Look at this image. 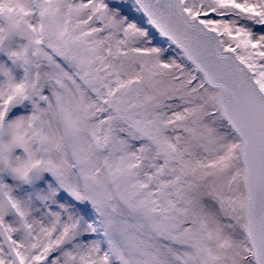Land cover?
Here are the masks:
<instances>
[{
	"label": "snow or ice",
	"instance_id": "6c2138e0",
	"mask_svg": "<svg viewBox=\"0 0 264 264\" xmlns=\"http://www.w3.org/2000/svg\"><path fill=\"white\" fill-rule=\"evenodd\" d=\"M0 264H264V0H0Z\"/></svg>",
	"mask_w": 264,
	"mask_h": 264
}]
</instances>
